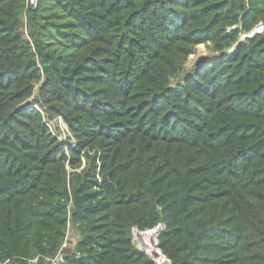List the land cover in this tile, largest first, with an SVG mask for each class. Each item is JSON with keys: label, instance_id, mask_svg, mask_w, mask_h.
<instances>
[{"label": "trees", "instance_id": "obj_1", "mask_svg": "<svg viewBox=\"0 0 264 264\" xmlns=\"http://www.w3.org/2000/svg\"><path fill=\"white\" fill-rule=\"evenodd\" d=\"M264 0H0V264H264ZM210 55L187 70L197 46ZM60 120L66 126L61 128Z\"/></svg>", "mask_w": 264, "mask_h": 264}, {"label": "rangeland", "instance_id": "obj_2", "mask_svg": "<svg viewBox=\"0 0 264 264\" xmlns=\"http://www.w3.org/2000/svg\"><path fill=\"white\" fill-rule=\"evenodd\" d=\"M208 55H210L209 48L206 45H204V44L198 45L196 53H194V54L189 56V58H188V60L186 62V65H185L186 69L190 70L193 66L198 65L201 62L200 59L202 57L208 56ZM61 128L66 130V126L64 124H63V127L61 125ZM155 229H156V234L153 236V238L152 237H148V239L138 235L135 229L132 230L133 243L138 247V249L146 252L150 256H151V251L152 250L158 251V249L156 247V244L155 243H151V239H153L155 242H157V235L159 233V230L161 229V225H158V227H156ZM67 236H68L67 240H66V242H64L63 246L70 248V252H71L72 251L71 250V246L73 245V243L77 239V234L74 233L70 229L68 231V233H67ZM66 256H67V254H61L60 253V255L56 258V264H58L60 261H62V258L65 259ZM156 263L158 264L157 261H156ZM169 263H168V261L159 262V264H169ZM5 264H14V263L8 262V263H5Z\"/></svg>", "mask_w": 264, "mask_h": 264}, {"label": "built area", "instance_id": "obj_3", "mask_svg": "<svg viewBox=\"0 0 264 264\" xmlns=\"http://www.w3.org/2000/svg\"><path fill=\"white\" fill-rule=\"evenodd\" d=\"M36 4H37V0H25V10H27V9H30V8H33V7H35L36 6ZM264 30V25H263V23L260 21V22H258V23H256L255 25H254V27L250 30V31H247V32H242L241 34H240V38L241 39H243V38H246V37H250V36H252L253 34H255V33H261L262 31ZM60 124L62 125V127H63V121L62 120H60ZM65 125V124H64ZM136 230V229H135ZM155 244H156V242H155ZM158 249V248H157ZM158 256L157 257H153L152 255V258L155 260V261H157L158 262V264H159V262H166V261H168V263H169V260L159 251V249H158ZM57 258V257H56ZM56 258H53L52 260H51V264H56ZM167 259V260H166Z\"/></svg>", "mask_w": 264, "mask_h": 264}, {"label": "water", "instance_id": "obj_4", "mask_svg": "<svg viewBox=\"0 0 264 264\" xmlns=\"http://www.w3.org/2000/svg\"><path fill=\"white\" fill-rule=\"evenodd\" d=\"M156 227H158V225H157ZM156 227H154V228H156ZM151 229H153V228H151ZM147 230H150V229H147ZM147 230H143V231L136 230V232H137L138 234H141V233H143V232H145V231H147ZM157 239H158V235H157ZM151 243H155V241H154L153 239H151ZM156 243H157V242H156ZM60 253H61V254H68V253H70V248L63 246V247L61 248V250H60ZM151 255H152L153 257H157V256H158V252H157L156 250H152V251H151ZM58 264H65V259L62 258V261H60Z\"/></svg>", "mask_w": 264, "mask_h": 264}, {"label": "bare ground", "instance_id": "obj_5", "mask_svg": "<svg viewBox=\"0 0 264 264\" xmlns=\"http://www.w3.org/2000/svg\"><path fill=\"white\" fill-rule=\"evenodd\" d=\"M138 234V233H137ZM156 234V229L155 228H153V229H150V230H147V231H145V232H143V233H141V234H138V235H140L141 237H145V238H147L148 239V237H152L153 238V236ZM143 240V239H142ZM145 240V239H144Z\"/></svg>", "mask_w": 264, "mask_h": 264}]
</instances>
